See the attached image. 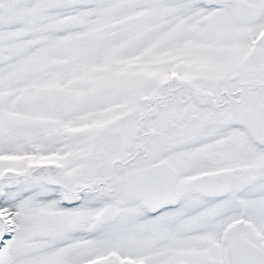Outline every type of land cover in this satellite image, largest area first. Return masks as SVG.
I'll return each instance as SVG.
<instances>
[{"label": "snow or ice", "instance_id": "obj_1", "mask_svg": "<svg viewBox=\"0 0 264 264\" xmlns=\"http://www.w3.org/2000/svg\"><path fill=\"white\" fill-rule=\"evenodd\" d=\"M0 264H264V0H0Z\"/></svg>", "mask_w": 264, "mask_h": 264}]
</instances>
